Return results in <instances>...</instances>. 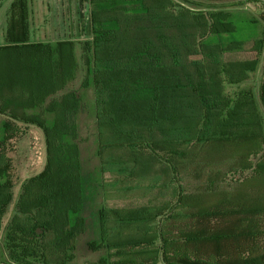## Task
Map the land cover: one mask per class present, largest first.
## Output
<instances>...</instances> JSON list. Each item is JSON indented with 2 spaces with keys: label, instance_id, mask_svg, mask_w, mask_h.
Segmentation results:
<instances>
[{
  "label": "trees",
  "instance_id": "trees-1",
  "mask_svg": "<svg viewBox=\"0 0 264 264\" xmlns=\"http://www.w3.org/2000/svg\"><path fill=\"white\" fill-rule=\"evenodd\" d=\"M214 3L88 0L79 62L74 40L32 41L30 0L11 2L0 44L6 260L77 264L86 104L70 86L81 68L103 177L100 236L87 243L98 262L264 264V37L239 31L241 4ZM30 124L43 130L46 161L13 202L11 153Z\"/></svg>",
  "mask_w": 264,
  "mask_h": 264
},
{
  "label": "rangeland",
  "instance_id": "rangeland-1",
  "mask_svg": "<svg viewBox=\"0 0 264 264\" xmlns=\"http://www.w3.org/2000/svg\"><path fill=\"white\" fill-rule=\"evenodd\" d=\"M1 1V0H0ZM3 0L0 5V40L4 43L3 29L6 24L7 7ZM37 2L41 0H36ZM45 2V0H43ZM212 1L214 4L227 6L230 4H241L236 6L234 19L239 23L240 32H248L252 36L259 34L264 37V0H204ZM50 4H40L37 14L32 20V41L54 42L56 40L69 39L76 43V54L78 61L82 51V44L85 39L90 38V19L88 16V0H48ZM4 3V4H3ZM57 3V4H56ZM62 3V5H61ZM42 9V11H41ZM2 19V20H1ZM249 19L251 22L247 21ZM244 22V23H242ZM258 24V26H257ZM239 34V33H238ZM236 37V34L234 35ZM245 38V37H244ZM251 40L246 42V48L251 45ZM251 53L238 51L236 57H251ZM264 64V51L261 55ZM80 62V61H79ZM261 69L254 73L249 81L255 88L258 87L261 79ZM83 71L81 68L76 73L75 80L70 88L77 89L82 94L85 102V110L79 115V145L81 149L82 182L84 205L81 211L86 221V231L78 239L76 259L77 264H100V251H91L87 246L88 241L98 240L100 236L99 209L103 198L100 183L103 177L99 170L98 139L96 127V109L92 89L81 87ZM244 83L239 87H246ZM0 114V137L2 136ZM14 164V198L16 201L21 189V182L26 178L40 172L46 161V150L43 130L34 125H28L26 133L16 144V150L11 153ZM13 204V203H12ZM12 213V207H11ZM11 215V214H9ZM7 216V220L9 219ZM3 235L0 234V264H13L3 256Z\"/></svg>",
  "mask_w": 264,
  "mask_h": 264
},
{
  "label": "crops",
  "instance_id": "crops-1",
  "mask_svg": "<svg viewBox=\"0 0 264 264\" xmlns=\"http://www.w3.org/2000/svg\"><path fill=\"white\" fill-rule=\"evenodd\" d=\"M12 1L13 0H6L5 1V5L4 6L7 7V10H6V18L3 17V21L5 20V22H7V12H8V9H9L10 4H11ZM2 2H3V0L0 1V5L2 4ZM40 4L43 5V7H44V4H46L47 6H49L48 4H50V3L48 2V0H45V2L43 0H41L39 2H37L36 0H30V7H31V14H30L31 38H32V20H33L34 16L37 14L36 9L38 10V7L40 6ZM61 5H62V3H61ZM41 11H42V9H41ZM5 28H6V24H5L4 29H3L4 36H5ZM0 44H3V42L1 40H0Z\"/></svg>",
  "mask_w": 264,
  "mask_h": 264
}]
</instances>
